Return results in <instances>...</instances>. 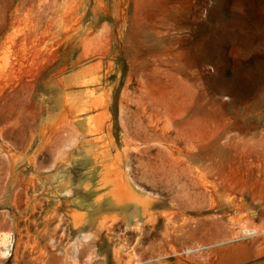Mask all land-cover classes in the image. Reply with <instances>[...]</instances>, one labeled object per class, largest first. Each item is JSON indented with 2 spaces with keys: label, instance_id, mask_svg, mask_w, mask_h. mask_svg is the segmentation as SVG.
<instances>
[{
  "label": "rangeland",
  "instance_id": "obj_1",
  "mask_svg": "<svg viewBox=\"0 0 264 264\" xmlns=\"http://www.w3.org/2000/svg\"><path fill=\"white\" fill-rule=\"evenodd\" d=\"M263 169L264 0H0V264H264Z\"/></svg>",
  "mask_w": 264,
  "mask_h": 264
},
{
  "label": "bare ground",
  "instance_id": "obj_2",
  "mask_svg": "<svg viewBox=\"0 0 264 264\" xmlns=\"http://www.w3.org/2000/svg\"><path fill=\"white\" fill-rule=\"evenodd\" d=\"M250 141H251V140H250ZM218 143H219V142H218ZM260 143H261V142H260ZM232 144H233V143H232ZM254 146H255V145H254ZM202 147H203V146H202ZM211 147H212V146H211ZM257 147H258V146H257ZM213 148H214V147H213ZM203 149H204V148H203ZM205 150H206V149H205ZM213 150H215V148H214ZM208 151H209V150H208ZM196 152H197V151H196ZM204 152H205V151H204ZM216 152H217V151H216ZM210 153H211V152H210ZM217 153H218V152H217ZM217 153H216V154H217ZM222 154H223V153H222ZM188 155H189V154H188ZM197 155H199V154L197 153L196 156H197ZM202 155H203V154H202ZM217 155H218V154H217ZM258 155H259V154H258ZM193 156L195 157V155H193ZM214 156H215V155H214ZM191 157H192V156H191ZM194 157H192V158H194ZM195 158H196V157H195ZM198 158H199V156H198ZM201 159H202V158H201ZM208 159H209V158H208ZM219 159H220V158H219ZM258 159H259V158H258ZM194 160H195V159H194ZM194 160H193V161H194ZM259 160H260V159H259ZM198 161H199V160H198ZM204 161L206 162L205 159H204ZM210 161H211V160H210ZM221 161H222V159H221ZM261 161H262V160H261ZM261 161H260V163H261ZM216 163H217V162H216ZM216 163H215V164H216ZM218 163H219V162H218ZM208 164H209V162H208ZM254 164H255V163H254ZM209 165H210V164H209ZM256 165H257V164H256ZM254 166H255V165H254ZM215 167H216V166H215ZM259 167H260V166H259ZM197 168H198V167H197ZM206 168H207V166H206ZM218 168L221 169L220 167H218ZM250 168H251V167H250ZM253 168H254V167H253ZM258 169H259V168H258ZM202 170H203V169H202ZM212 170H213V169H212ZM222 170H223V168H222ZM263 170H264V169H263ZM219 171H220V170H219ZM208 172H209V171H208ZM215 172H216V171H215ZM222 172H223V171H221V172H219V173L221 174ZM261 172H262V171H261ZM223 173H224V172H223ZM206 174H207V173H206ZM190 175H191V174H190ZM204 175H205V174H204ZM258 175H259V174H258ZM207 176H208V175H207ZM209 176H210V175H209ZM258 177H259V176H258ZM203 178H204V177H203ZM259 178H260V177H259ZM217 179H218V178H217ZM217 179H216V181H217ZM220 179H221V178H220ZM206 180H207V179H206ZM206 180H205V181H206ZM257 180H258V179H257ZM257 180H256V181H257ZM217 182H218V181H217ZM214 183H215V181H214ZM223 183H224V181H223ZM197 185H198V184H197ZM201 185H202V184H201ZM224 185H225V183H224ZM206 186H207V185H206ZM217 186H218V185H217ZM218 187H219V186H218ZM223 187H224V186H223ZM223 187H222V188H223ZM205 188H206V187H205ZM200 189H201V188H200ZM202 189H203V188H202ZM207 189H208V188H207ZM226 190H228V189H226ZM201 191H202V190H201ZM201 191H200V192H201ZM212 191H213V190H212ZM207 193H208V192H207ZM234 193H235V192H234ZM201 194H202V193H201ZM203 194H204V193H203ZM213 194H214V193H213ZM213 194L211 193L212 196H213ZM227 194H228V193H227ZM235 194H236V193H235ZM201 196H202V195H201ZM209 196H210V193H209ZM230 196H231V195H230ZM202 197H203V196H202ZM203 198H204V197H203ZM234 198H235V197H234ZM236 198H237V197H236ZM208 199H209V198H208ZM213 199H214V198H213ZM229 199H230V197H229ZM229 199H228V200H229ZM206 200H207V199H206ZM237 200H238V199H237ZM237 200H236V201H237ZM211 201H212V200H211ZM233 201H235V200H233ZM228 202H230V201H228ZM237 202H238V201H237ZM214 203H215V202H214ZM211 204H212V203H211ZM218 204H219V202H218ZM221 204H222V203H221ZM215 205H216V204H215ZM220 206H221V205H220ZM222 206H223V204H222ZM227 206H228V205H227ZM209 207H210V206H209ZM215 208H216V207H215ZM205 209H207V208H205ZM200 210H202V209H200ZM227 210H228V209H227ZM232 210H233V209H232ZM194 211H195V210H194ZM194 211H193V212H194ZM203 211H204V210H203ZM206 211H207V210H206ZM210 211H211V210H210ZM228 211H229V210H228ZM208 212H209V211H207V213H208ZM211 212H212V211H211ZM212 218H213V217H212ZM218 221H219V220H218ZM252 229H253V228H252ZM249 230H250V229H249ZM260 232H261V231H260ZM250 233H251V232H250ZM254 233H255V231H254ZM5 237H6V236H5ZM5 237L3 238V241H4V239L6 240ZM7 240H8V239H7ZM4 250H5V249H4ZM7 253H8V252H7ZM1 254H4V252H1ZM41 264H43V263H41Z\"/></svg>",
  "mask_w": 264,
  "mask_h": 264
}]
</instances>
